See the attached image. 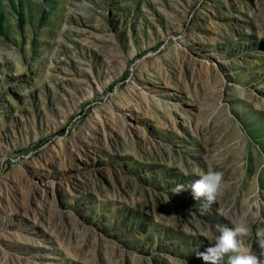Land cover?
Instances as JSON below:
<instances>
[{
    "label": "rangeland",
    "instance_id": "obj_1",
    "mask_svg": "<svg viewBox=\"0 0 264 264\" xmlns=\"http://www.w3.org/2000/svg\"><path fill=\"white\" fill-rule=\"evenodd\" d=\"M245 218L258 250L264 0H0V264H205Z\"/></svg>",
    "mask_w": 264,
    "mask_h": 264
},
{
    "label": "clouds",
    "instance_id": "obj_2",
    "mask_svg": "<svg viewBox=\"0 0 264 264\" xmlns=\"http://www.w3.org/2000/svg\"><path fill=\"white\" fill-rule=\"evenodd\" d=\"M190 186L191 194L197 201H206V206L216 203L223 194L225 184L223 173L220 171L209 170L206 173L198 174ZM186 188L178 185L174 192L179 193ZM247 213L245 217H247ZM250 226L247 219L243 222H234L233 227H225L220 235L215 239V243L208 247L205 252L198 253L205 264H220V261L229 253L235 255L229 256L228 264H264V229L256 232L257 249L254 251L243 252L241 249L242 237L250 234Z\"/></svg>",
    "mask_w": 264,
    "mask_h": 264
}]
</instances>
